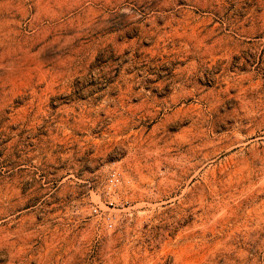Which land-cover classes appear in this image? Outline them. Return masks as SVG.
Returning <instances> with one entry per match:
<instances>
[{
  "label": "rangeland",
  "instance_id": "obj_1",
  "mask_svg": "<svg viewBox=\"0 0 264 264\" xmlns=\"http://www.w3.org/2000/svg\"><path fill=\"white\" fill-rule=\"evenodd\" d=\"M0 264H264V0H0Z\"/></svg>",
  "mask_w": 264,
  "mask_h": 264
},
{
  "label": "built area",
  "instance_id": "obj_2",
  "mask_svg": "<svg viewBox=\"0 0 264 264\" xmlns=\"http://www.w3.org/2000/svg\"><path fill=\"white\" fill-rule=\"evenodd\" d=\"M118 180V177L116 174H114L111 178H110V182L112 184H114L116 181ZM110 227H112V224H110Z\"/></svg>",
  "mask_w": 264,
  "mask_h": 264
}]
</instances>
